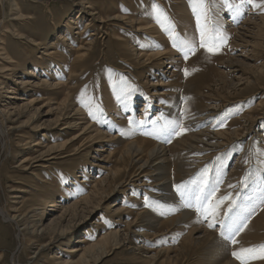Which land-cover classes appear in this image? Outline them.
<instances>
[{
	"label": "rangeland",
	"instance_id": "1",
	"mask_svg": "<svg viewBox=\"0 0 264 264\" xmlns=\"http://www.w3.org/2000/svg\"><path fill=\"white\" fill-rule=\"evenodd\" d=\"M206 4L214 52L190 0H0V264H95L69 251L90 245L96 264H240L264 244V6ZM137 140L167 155L132 176ZM157 164L185 192L173 210ZM187 204L196 219L166 222Z\"/></svg>",
	"mask_w": 264,
	"mask_h": 264
},
{
	"label": "bare ground",
	"instance_id": "2",
	"mask_svg": "<svg viewBox=\"0 0 264 264\" xmlns=\"http://www.w3.org/2000/svg\"><path fill=\"white\" fill-rule=\"evenodd\" d=\"M80 51H82V50H80ZM177 104H179V103L176 102L170 111L172 116H178L179 115L178 114L179 112L177 110V106H178ZM138 130H140V129H138ZM145 142H146V140L131 141L130 143L127 144V146L125 148L126 149L125 153H123V155H122V161H123L124 165L127 162L126 158L128 155L129 156L128 161H130L129 164H131L132 166H137L139 169V170L134 171L132 173V176H137L138 172L142 168L146 167L147 165H149V163L153 162V161H151V159L155 158V156L160 155L159 156L160 158H164L167 155L166 150L162 147H159L157 145V143H153V147L150 148V147H147L145 145L146 144ZM206 142H207V144L205 146H203L202 148H205L209 143H211L209 141H206ZM160 153H162L163 155H161ZM121 168L124 169V166H122ZM151 169H155V171H154V173H155L154 175L156 176L155 181L157 182V185L159 186V192H157L156 196L160 197V199L163 201L168 200L167 205L169 202H171V204L168 205L170 208H167V211L173 210L179 204H182V201L180 200L179 192H177L173 187V185H174L173 180H171V177H170L171 172L163 169V165H160V164H157V166H155V168H151ZM206 189L207 188L204 186L203 191H201V193L199 195L200 197L204 196V194L206 193ZM196 192L197 191H193L191 193L193 198H196L194 196V195H196ZM189 207H191V205H189V204H187L186 206H183L182 208H180L182 213H180L178 216L173 217V219H166V222L169 224H175V223H182L181 222L182 220L188 221L191 218L196 219V218H194V215L196 212L193 209H189ZM194 209H196V205H195ZM12 217L17 219V218H19V215L15 214ZM156 217H157V215H156ZM149 226H153L152 223H150ZM114 236H115V242H114V245H115V244H118V241H119L117 238L118 232H116L114 234ZM222 244L224 247L223 248L224 250H222L223 257H228L227 245H229V244L225 241H223ZM74 248L75 249H72L69 251H71L73 253L82 252L79 259L81 261H84L85 263L87 261L91 260V261H94L96 264L100 260L102 253H104L103 251L99 252L96 245H92V246L90 245L86 248H83V247L81 248V247L76 246ZM217 258L213 261L212 264H216ZM61 264H75V262L63 261V263H61Z\"/></svg>",
	"mask_w": 264,
	"mask_h": 264
},
{
	"label": "snow or ice",
	"instance_id": "3",
	"mask_svg": "<svg viewBox=\"0 0 264 264\" xmlns=\"http://www.w3.org/2000/svg\"><path fill=\"white\" fill-rule=\"evenodd\" d=\"M242 2H247L249 4H253L255 7L260 8L264 6V0H260L258 3L257 0H242ZM190 3L193 5V11L196 13L197 23L200 29V47L206 48L209 52H214L219 48V44L217 40L221 43L226 39L217 32L215 34L209 29L208 24L205 22L207 17V4L206 0H190ZM165 19H167L165 17ZM160 22V21H158ZM175 39V37H174ZM176 47V44H173ZM194 47H188L187 51H185V58H187L188 53L194 51ZM188 74L187 69H185V75ZM91 114V113H90ZM207 172V169H205ZM177 192L180 193L181 197H185V192L182 191V186L177 185ZM201 191L203 189L201 188ZM215 189H212L209 193H205L203 197L197 196V203L203 205L208 202L210 196L214 194ZM229 196H224L221 200L216 201L215 203H209L207 208H197V211H202L205 214V218L207 216H211L213 220H216L217 212L220 208V205L224 203V201L229 200ZM235 207V203L229 206L228 211L232 212ZM231 220V218H229ZM209 227H216L215 223L209 224ZM246 227L245 223L235 224V222H229L222 225V230L220 231V236L224 238L226 241H230L232 244H236V235L239 234L243 228ZM231 255L240 262V264H249L250 260L253 259H264V244L260 245L258 248H240L238 251H233Z\"/></svg>",
	"mask_w": 264,
	"mask_h": 264
}]
</instances>
